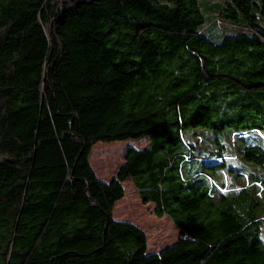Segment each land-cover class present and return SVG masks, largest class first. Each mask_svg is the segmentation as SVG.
<instances>
[{"label": "trees", "instance_id": "obj_1", "mask_svg": "<svg viewBox=\"0 0 264 264\" xmlns=\"http://www.w3.org/2000/svg\"><path fill=\"white\" fill-rule=\"evenodd\" d=\"M129 179L162 253L114 218ZM0 264H264V0H0Z\"/></svg>", "mask_w": 264, "mask_h": 264}, {"label": "rangeland", "instance_id": "obj_2", "mask_svg": "<svg viewBox=\"0 0 264 264\" xmlns=\"http://www.w3.org/2000/svg\"><path fill=\"white\" fill-rule=\"evenodd\" d=\"M201 4L203 7V0ZM203 12L205 13L204 9ZM205 14L207 16L206 35L215 42L235 33L236 29L227 20L215 17L210 11H206ZM148 146V139L98 143L92 150L90 162L98 178L105 183H110L117 177L130 148L141 150ZM229 161L232 167L244 166L240 159L235 158ZM222 179L225 180L223 175L220 176V181ZM228 180L231 187L238 186V182L233 178L229 177ZM123 186L125 197L116 204L114 218L117 221L132 223L145 232L148 240V253H160L175 244L180 238V230L176 224L167 216L158 218L155 215V206L143 203L130 179Z\"/></svg>", "mask_w": 264, "mask_h": 264}, {"label": "water", "instance_id": "obj_3", "mask_svg": "<svg viewBox=\"0 0 264 264\" xmlns=\"http://www.w3.org/2000/svg\"><path fill=\"white\" fill-rule=\"evenodd\" d=\"M122 166H123V165H122ZM122 166H121V167H122ZM121 167H120V169H121ZM120 169H119V171H120ZM118 174H119V172H118ZM118 174H117V175H118ZM116 178H117V177H116ZM116 178H115V179H116ZM113 180H114V179H113ZM113 180H112V181H113ZM121 222H122V221H121ZM123 222H124V221H123ZM128 223H129V222H128ZM169 247H170V246H169ZM163 251H164V250H163ZM163 251H161L160 253H162Z\"/></svg>", "mask_w": 264, "mask_h": 264}]
</instances>
